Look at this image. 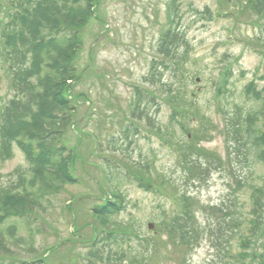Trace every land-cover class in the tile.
<instances>
[{"label":"rangeland","instance_id":"1","mask_svg":"<svg viewBox=\"0 0 264 264\" xmlns=\"http://www.w3.org/2000/svg\"><path fill=\"white\" fill-rule=\"evenodd\" d=\"M8 1L0 0V37L9 22ZM173 1L100 0L96 20L81 30V51L76 58L81 83L65 93L68 97L85 94L86 99L84 103L77 100L74 126L61 143L80 158L76 167H69L75 182L53 195L45 211L38 212L31 223L30 251L28 247H11L12 255L0 254V261L108 264V258L113 259L117 252L118 264H131L134 256L139 263L133 264H211L240 254L251 256L258 241L264 243V209L260 230L254 232L251 196L255 188L264 185V163L255 153L246 157L244 148L236 152L228 142L225 116L235 106L246 113L257 103L264 104L255 100V90L264 94V13L258 16L253 10L262 0H176L181 19L175 13L169 16ZM206 8L211 13L208 16L195 13H204ZM168 27L181 30L188 42V47L180 49L187 57L186 66L177 74L173 68L165 71L164 66H172V61L159 55L161 33ZM154 62L159 65L157 71ZM0 68V102L7 103L15 93L2 59ZM178 89L186 93L183 98L191 104L190 112H198L190 123L184 120L186 104L181 98L178 104H170L169 93L177 96ZM138 90L154 100L148 103V111L155 117L152 126L131 116ZM173 115L181 120L174 129ZM261 116L257 128L264 132ZM130 123L139 129L138 135L125 133ZM182 126L190 129L188 138ZM197 133L201 156H212L220 163L210 167L204 181L187 182L179 154L185 143H194L191 136ZM108 162L115 163L123 174L126 166L148 164L161 193H148L133 181L122 185L126 207L110 224H104L94 210L105 207L115 193L108 188ZM27 169L24 154L15 146L13 158L0 165V188L13 185L15 172ZM184 193L198 202L195 243L174 247L164 232L158 234L157 224L164 213L179 210L177 197ZM228 208L238 211L234 230L224 220L223 212ZM18 221L22 222L12 220L6 227ZM150 223L156 225L153 230L148 228ZM28 235L23 230L17 237ZM141 238L154 246L148 256L140 245ZM95 245L101 248V260L87 257Z\"/></svg>","mask_w":264,"mask_h":264},{"label":"trees","instance_id":"2","mask_svg":"<svg viewBox=\"0 0 264 264\" xmlns=\"http://www.w3.org/2000/svg\"><path fill=\"white\" fill-rule=\"evenodd\" d=\"M100 3V0L8 1L6 13L9 22L0 37V60L2 59L7 65L6 69L15 94L7 103L3 100L0 102V165L13 158L16 146L24 154L28 169L16 171L17 180L13 185L0 188V254L2 255H12L9 249L11 247L17 250H25L27 249L25 247H28L30 251L31 223L38 217V212L45 211V204L53 195L62 192L66 185L75 182L69 167H76V161L79 162L80 158H76L75 152L69 151L65 144H62L67 137V130L74 126L72 120L77 115V100L78 103H84L86 99L85 94L79 93L76 97H68L65 93L73 88L72 85L81 83L82 73L78 71L76 61L81 51L79 45L81 30L95 19ZM168 9L169 16L172 17L175 13L178 18H182L176 0ZM253 10L261 16L264 13V0L259 1ZM195 13L203 17L211 14L207 8L204 13L198 11ZM171 24L173 23L169 25ZM172 29L168 27L161 33L159 55L164 60L172 61V66L170 64L164 66L165 71L173 68L177 74L186 66L187 57L180 54V49L188 47V42L181 30ZM157 66L158 63L154 62V71L158 70ZM152 79L154 82V77ZM160 80H157V83H160ZM177 91L179 92L177 96H174L172 91L171 94L169 93L170 104L179 102L181 98L186 104L187 114L184 120L190 123L194 117L197 119L198 112L191 113V104H188L187 98H183L187 96L186 93L179 89ZM255 98L256 101L264 103L262 92L255 90ZM153 101L147 93L138 90L131 116L137 120H145L147 126H152L155 117L150 115L148 103ZM261 115L264 116V104L258 106V103L253 110L246 113L239 106H235L229 115L225 113L228 142L234 145L237 153L244 148L246 157H251L252 153H255L264 163V132L257 128V121L261 119ZM171 119L172 129L181 124V120L179 121L174 115ZM199 125H201L200 120ZM125 130V133L139 134V129L133 123H130ZM157 131L161 135L162 132ZM181 131L186 133L185 138L189 137L187 136L190 134L189 128L185 129L182 126ZM167 132L170 130L167 129ZM192 138L194 143L192 141L185 143L184 151L179 154V165L186 174L185 181L201 182L209 173L210 167H215L220 160L212 156L204 159L201 156L203 151L197 145L198 133L191 136ZM117 149L118 147L115 151ZM107 165L108 188L115 193L113 198L106 202L105 207H97L94 210L95 217L101 219L104 224H110L112 217L118 216L126 207V197L121 191L122 185L133 181L141 190L161 193L152 181L148 164L146 166L139 164L137 168L126 166L125 174L118 170L115 163L108 162ZM173 190L175 193L179 192L178 187H174ZM251 196L253 231L257 232L261 227L262 209H264V185L255 188ZM177 198L179 210L170 215L164 213L157 224L159 230L157 232L159 235L164 232L171 246L192 247L195 243V212L198 202L187 193ZM223 213L228 228L234 230L238 226L236 217L238 211L228 208ZM12 220L22 222L18 221L6 227V224ZM23 230L29 232L28 237H17ZM108 237H111L110 233ZM140 241H142L140 245L146 250L144 253L147 254L149 249L155 250L151 242L142 238ZM94 243L95 241L92 242ZM100 249L96 245L93 246L87 257L101 260L98 257ZM120 249L122 250V247ZM114 256L113 259L108 258V264L117 261L118 253L115 252ZM134 259L130 260L131 264L139 263L138 257L134 256ZM142 262L145 264L144 261ZM0 264L18 263L0 261ZM20 264L46 263L43 259H38Z\"/></svg>","mask_w":264,"mask_h":264},{"label":"flooded vegetation","instance_id":"3","mask_svg":"<svg viewBox=\"0 0 264 264\" xmlns=\"http://www.w3.org/2000/svg\"><path fill=\"white\" fill-rule=\"evenodd\" d=\"M220 252H223L221 249L219 250ZM226 248L224 249V254L226 253ZM263 253V252H262ZM227 257V255H225ZM263 256H261L258 259V263L257 264H263L264 260H263ZM211 264H251L248 261V256L247 255H242L240 254L239 256H236V258L234 259H225V260H221L220 262L218 260H215V262H211Z\"/></svg>","mask_w":264,"mask_h":264},{"label":"water","instance_id":"4","mask_svg":"<svg viewBox=\"0 0 264 264\" xmlns=\"http://www.w3.org/2000/svg\"><path fill=\"white\" fill-rule=\"evenodd\" d=\"M148 228H149L150 230H153V229L155 228V226H154L153 224H149Z\"/></svg>","mask_w":264,"mask_h":264}]
</instances>
